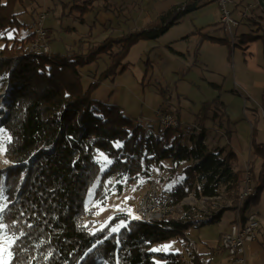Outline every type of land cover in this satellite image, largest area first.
<instances>
[{
	"label": "trees",
	"instance_id": "16d2710c",
	"mask_svg": "<svg viewBox=\"0 0 264 264\" xmlns=\"http://www.w3.org/2000/svg\"><path fill=\"white\" fill-rule=\"evenodd\" d=\"M209 1L186 0L161 14L148 28L107 38L82 54L40 55L25 48L32 40L30 33L16 46L9 45L5 35L18 25L20 13L15 6L23 0H0V42L4 43L0 48V79L6 94L0 127L10 138L4 153L7 166L0 174L4 197L0 222L15 239L9 264H184L180 254L157 252L153 247L183 238L194 226L215 224L225 211L203 221L201 215L184 206L181 217L151 224L118 216L94 232L85 221L87 190L96 185L95 196L101 198L107 180H149L152 168H161L165 160L176 166L188 163L182 171V183L171 190L176 204L189 193L197 201L221 194L231 203L229 211L235 208L243 171H235L236 156L227 146H207L203 127L209 119L225 120L220 97L201 104L194 118L201 131L190 132L183 143L179 125L154 131L130 119L119 106L93 96L99 81L113 75L134 45L157 40ZM252 42L261 44L264 70V35L240 36L237 45ZM101 56L108 58V68L98 79L84 84L82 69ZM212 87L220 90V86ZM260 111L264 128V89ZM254 132L253 128L249 144L257 162L250 163L252 194L242 212L256 206L264 190V142H256ZM98 152L110 160L103 172L95 160ZM118 220L126 224L113 232Z\"/></svg>",
	"mask_w": 264,
	"mask_h": 264
},
{
	"label": "rangeland",
	"instance_id": "374dc122",
	"mask_svg": "<svg viewBox=\"0 0 264 264\" xmlns=\"http://www.w3.org/2000/svg\"><path fill=\"white\" fill-rule=\"evenodd\" d=\"M246 2L247 3L244 5L241 4V8H247V10L250 11L255 7L254 12L259 11L255 0H246ZM49 7L50 0H23L21 5H16L15 11L18 8V11H21V13L19 14V17H17L18 25H15L16 27L5 35L9 40V45L16 46L19 40L21 41L27 37L28 33H30L28 30L29 23L32 19H36L40 12L47 13L44 22L45 27L54 29L56 27V18H54L51 13L47 12ZM239 11L240 9H237L234 14L236 19L239 18V16H237ZM217 14L218 11L216 6L211 3L186 15L178 25L173 26L163 35V37L161 36L158 39L159 41L155 43V47L152 48L150 52L147 50L145 51V43L148 41L140 42L133 46L127 53L125 60L122 61L120 66L116 67L113 71V75L102 78V80L99 81L100 83L94 91L93 96L99 95L102 99L107 100L108 103L111 102V104H118L123 113H125L130 119L135 122L142 121L141 123L143 125L145 124V120L155 119L156 111L165 107L168 109V106L171 104L172 108L175 110H172V112L170 111V113L179 122V130L184 135L185 139L183 143H185L190 132H193L195 127L199 128L200 126L196 119H192L195 118V114L198 113L201 104L210 102L217 96L220 97L218 95L220 90L212 87V84L221 86L224 82L225 75L214 70H210L213 73L202 72L201 68L195 63L193 57L184 58L177 53L180 50H185L182 49L184 45H181V42L179 41H185L184 39H181L185 36L190 38L191 32L194 31L195 28H206L208 25L217 22ZM262 26L264 28V22ZM75 28L78 30L77 25H75ZM55 29H58V27ZM65 40V33H61L60 42L50 43L51 52L54 51L59 54H63L64 52V54L84 52L78 48L75 51H66ZM3 44V42H0V48L4 47ZM25 48L27 47L25 46ZM17 49H19V47L15 49L12 48L11 50L13 51ZM183 53H185V51H183ZM108 64V59L106 57H101L99 61L89 65L84 68V70L82 69L84 84L94 81L96 78L98 79L100 74L108 68ZM216 68L223 70L222 65L219 64L216 65ZM224 87L225 90L232 88V83H230L228 77L224 82L223 88ZM221 91L220 93L225 96L223 91ZM5 96V84H2L0 79V110L4 108V100L2 98ZM231 101L232 105L233 100L231 99ZM252 105L254 104L250 103L248 106L250 107ZM179 116L184 123H181ZM191 120L193 122H190ZM210 122L212 124H210ZM221 122L218 120L211 121V119H209L203 124V127L208 126V129H204V132H206L205 135H207L206 142L208 147H214V142L218 141L220 136L226 134V131L223 133L221 132V129L224 128L221 126ZM229 125L230 128H228L229 131L227 130L228 133L225 136L224 147L227 146V143L234 145L236 148L243 151L245 160H248L250 155L248 152H250V148L249 151H247V148L250 145L249 143L252 138L249 124L246 121H236V123H229ZM154 127L156 128V126ZM255 127L258 130L255 138L262 141L264 138V128L262 123L258 122ZM9 139L6 131L0 127V174L7 166V159L5 158L4 153ZM95 160L99 163L102 172L108 169L110 160L104 153L98 152L95 156ZM250 162H257L253 155L250 157ZM164 164L167 165L164 170L159 167L152 168L150 179L156 180L163 190L171 192L174 187L179 186L182 183L184 179L182 171L188 163H181L176 166L173 165L171 161L165 160ZM162 170L165 174L161 173ZM147 181L148 180L146 179H137L132 183H128L125 181L115 182L113 179L107 180L104 183L103 197L101 198L95 196L94 189L96 185L87 190L88 193L85 199V205L88 216L85 221L89 225L90 232L102 229L104 226L108 225L112 219H115V217L117 218L118 216L131 219L136 204L145 192ZM1 184L2 182L0 178V209L3 210L4 197ZM262 193H264V190ZM191 195L193 194L189 193L188 196L182 200L181 203H183V205H181V203H175L174 213L169 215V218L177 219L181 217L184 214V206L192 208L196 215H201V212H199V201L193 204V201L190 198ZM192 197L194 198V196ZM187 204L193 205L188 206ZM205 209L209 210L210 206H206ZM1 212L2 211H0V221ZM229 212L230 211H225L223 213V219L230 217L231 214ZM125 224L124 220H118L115 222L111 230L120 225H123L122 227H124ZM122 227H118V230ZM200 229H202L201 232L206 234L209 241L216 238L215 225H212L211 227L203 226ZM5 236L12 238L10 235H7L5 227L0 222V241L4 242ZM182 246V240L175 238L155 245L153 250L166 254H180L179 252H181Z\"/></svg>",
	"mask_w": 264,
	"mask_h": 264
},
{
	"label": "crops",
	"instance_id": "0c3cea01",
	"mask_svg": "<svg viewBox=\"0 0 264 264\" xmlns=\"http://www.w3.org/2000/svg\"><path fill=\"white\" fill-rule=\"evenodd\" d=\"M185 1L186 0H50V7L47 12L51 13L52 16L56 18L55 26L60 30L55 29L56 27L54 29L47 28L58 32L60 41L61 33H65L66 51H75L78 48L84 51L82 53H85L89 47L107 38L117 39L129 33L148 28L150 25L157 22L161 14L176 6L182 5ZM235 2H238V6L232 8L234 9V14L237 9H241V4L244 5L247 3L246 0H237ZM211 3L217 8L214 0H210L207 5ZM79 7H83L84 12L83 9ZM254 9L255 7L248 12L247 18L244 20L240 19V24L234 31L232 41L218 23L219 11L217 8V22L208 25L206 28H195V30L191 32L190 38L188 36L181 38L185 40L179 41L181 45H184L182 49L185 50H180L177 53L184 58L193 57L195 63L204 73L214 70L225 75L224 82L227 77L229 78L230 83H232V88L225 90V87L223 88V82L220 86V91L222 90L225 96H223L220 91L218 94L220 100L225 105V120H228V123L231 124L236 123V121H246L251 128V136L254 128L255 141L262 143L264 142V138L262 141L255 138L258 133L255 125L258 122L262 123V112L260 111L261 95L264 89L262 47L260 42L248 43L245 46L237 45L240 36L248 34L264 35V28L262 26L264 22V11L259 8V11L254 12ZM18 10L17 8L16 12L21 13V11ZM237 16H239L238 13ZM33 20L34 19H32L31 22ZM75 25H77L78 30H76ZM208 38L222 40L226 43L220 44ZM158 39L155 41L149 40L148 42L142 41L146 42L145 51L147 50L150 52V50L155 47V43L159 41ZM183 51H185V53H183ZM52 53L55 54L57 52L53 51ZM64 53L61 55H64ZM80 53L81 52L77 54ZM218 64L222 65L223 70L216 68ZM94 97L101 102L108 103L107 100L102 99L99 95H94ZM231 99L233 100L232 105ZM109 103L111 104V102ZM248 103H253L254 105L249 107ZM112 104L118 106L116 103ZM167 110L172 112V110L175 109H173L170 104ZM179 119L181 123H184L180 116ZM192 120H194V118ZM192 120L190 122H193ZM225 120L221 122V126L224 127L221 129L222 131L220 130L222 133L224 131L227 132L228 128H230V125H227ZM210 124L212 123L210 122ZM205 128L208 129V126L204 127V129ZM212 128L215 129L214 127ZM156 129L157 128L153 127L152 130L156 131ZM225 136L226 134L220 136L218 141L214 142V147L209 148L224 147ZM249 148L250 145L247 151H249ZM227 149L235 153V171H244L246 163L248 160L250 161L251 152H248V154H250L249 158L245 160L243 151L236 148L234 145L227 143ZM166 166L167 165L163 162L161 168L164 170ZM163 170L161 173L165 174ZM248 212L256 215L259 228L255 240L246 245L245 264H264V193L261 194L260 200L256 206H250L248 208ZM229 213L231 215L226 219H223L222 214L215 224L203 225L206 227H211L212 225L216 226V238L212 241H209L206 234L201 232L202 229L200 228L203 226H194L185 232V236L180 238L183 246L181 252H179L184 264H200L201 259L207 260L210 264H236L224 251L219 249V240L222 234L228 231L229 225L233 219L232 211ZM192 243L194 244L193 246Z\"/></svg>",
	"mask_w": 264,
	"mask_h": 264
},
{
	"label": "built area",
	"instance_id": "2783aa9c",
	"mask_svg": "<svg viewBox=\"0 0 264 264\" xmlns=\"http://www.w3.org/2000/svg\"><path fill=\"white\" fill-rule=\"evenodd\" d=\"M219 11V24L223 31L228 35L229 39L233 41L234 31L240 24V19L244 20L248 17L247 8H241L238 12L239 18L234 16V7L238 6L234 0H214ZM258 8V0H256ZM264 11L263 8H260ZM46 13L40 12L36 19L29 25V31L32 40L27 43V50L34 54L49 55L51 53L50 43L59 42V33L45 27ZM142 122V121H141ZM146 124V125H145ZM146 127L156 126L158 130L165 131L178 127L176 118L165 108L159 109L155 113L154 120H145ZM200 128L195 127V133H199ZM250 161L246 163L243 171V178L240 184V191L238 194V202L232 210L233 219L229 225V229L225 234H222L219 240V249L224 251L234 263H246V245L252 243L258 232L259 223L254 213L245 210L242 212L244 202L249 199L252 194V183L250 180ZM190 196L194 203L197 200ZM182 202V201H181ZM180 202V203H181ZM200 204L201 219L208 221L215 217L216 214L230 209L231 203L225 201L220 194L213 198H201L198 202ZM193 204H187L192 206ZM183 205V203H181ZM210 209H205L206 206ZM175 202L171 192L163 190L159 183L154 179H149L145 188V192L135 206L133 217L131 219L140 221L145 224L157 223L169 217L174 213ZM194 244L192 243V246ZM200 264H210L207 260L201 259Z\"/></svg>",
	"mask_w": 264,
	"mask_h": 264
},
{
	"label": "snow or ice",
	"instance_id": "6c2138e0",
	"mask_svg": "<svg viewBox=\"0 0 264 264\" xmlns=\"http://www.w3.org/2000/svg\"><path fill=\"white\" fill-rule=\"evenodd\" d=\"M2 211V209H0ZM123 225H120L118 227H122ZM117 228H113L112 231L116 232L118 231ZM15 239L5 236L4 237V243L2 246H0V264H9V258L11 257L12 253L10 251L12 245L14 244Z\"/></svg>",
	"mask_w": 264,
	"mask_h": 264
},
{
	"label": "water",
	"instance_id": "95a60500",
	"mask_svg": "<svg viewBox=\"0 0 264 264\" xmlns=\"http://www.w3.org/2000/svg\"><path fill=\"white\" fill-rule=\"evenodd\" d=\"M258 4H259L260 8L264 9V0H258Z\"/></svg>",
	"mask_w": 264,
	"mask_h": 264
},
{
	"label": "bare ground",
	"instance_id": "6f19581e",
	"mask_svg": "<svg viewBox=\"0 0 264 264\" xmlns=\"http://www.w3.org/2000/svg\"><path fill=\"white\" fill-rule=\"evenodd\" d=\"M3 243H4V242L0 241V246H2V245H3Z\"/></svg>",
	"mask_w": 264,
	"mask_h": 264
}]
</instances>
